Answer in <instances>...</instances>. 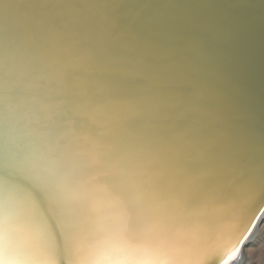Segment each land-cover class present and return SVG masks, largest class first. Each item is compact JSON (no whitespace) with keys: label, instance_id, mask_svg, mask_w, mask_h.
Masks as SVG:
<instances>
[{"label":"water","instance_id":"obj_1","mask_svg":"<svg viewBox=\"0 0 264 264\" xmlns=\"http://www.w3.org/2000/svg\"><path fill=\"white\" fill-rule=\"evenodd\" d=\"M264 211V0H0V264H225Z\"/></svg>","mask_w":264,"mask_h":264},{"label":"rangeland","instance_id":"obj_2","mask_svg":"<svg viewBox=\"0 0 264 264\" xmlns=\"http://www.w3.org/2000/svg\"><path fill=\"white\" fill-rule=\"evenodd\" d=\"M246 247L243 252L238 248V252L236 251L231 258L239 255L240 264H264V222Z\"/></svg>","mask_w":264,"mask_h":264},{"label":"bare ground","instance_id":"obj_3","mask_svg":"<svg viewBox=\"0 0 264 264\" xmlns=\"http://www.w3.org/2000/svg\"><path fill=\"white\" fill-rule=\"evenodd\" d=\"M263 222H264V211L260 215V217H259L258 221L256 222L255 226L253 227L250 235L246 238V240L244 241V243L242 244V246L241 247H238L239 249H241L242 252L247 249L246 246L249 244L250 240H252V238L255 237L256 233L258 232V230L261 227V224ZM238 248L235 250V252L238 250ZM235 252L233 254H235ZM232 255L226 260L225 264H240V262H241L240 261L241 259H239L240 256L237 255L234 259H232L231 258Z\"/></svg>","mask_w":264,"mask_h":264}]
</instances>
